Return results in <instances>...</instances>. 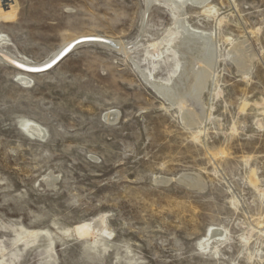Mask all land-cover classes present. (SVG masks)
<instances>
[{
	"label": "rangeland",
	"instance_id": "rangeland-1",
	"mask_svg": "<svg viewBox=\"0 0 264 264\" xmlns=\"http://www.w3.org/2000/svg\"><path fill=\"white\" fill-rule=\"evenodd\" d=\"M146 5L0 0L9 58L39 65L79 38L127 46L82 44L39 74L0 62L1 264H264V0H210L207 14ZM178 14L213 36L218 60L194 126L143 76L173 78V45L159 46V62L146 54L175 42ZM183 174L203 188L178 184ZM96 222L105 233L75 232ZM209 230L220 235L201 249ZM24 231L41 233L14 245Z\"/></svg>",
	"mask_w": 264,
	"mask_h": 264
},
{
	"label": "bare ground",
	"instance_id": "bare-ground-1",
	"mask_svg": "<svg viewBox=\"0 0 264 264\" xmlns=\"http://www.w3.org/2000/svg\"><path fill=\"white\" fill-rule=\"evenodd\" d=\"M188 1L190 2V4H192L197 8H203L206 14L210 13L213 10L212 6L210 7L208 5L210 0H177V1L161 0V3L167 6V8L171 7L174 10H182ZM152 2H157V0H146V4H147L146 6L149 7V5ZM170 11L172 10L170 9ZM174 19H175V26L177 31V39L175 40V42L171 41L170 38L167 39V41H162L160 43L156 42V44L151 46L154 50V54L151 52H147L146 54L147 57L151 58L152 63L159 62L157 60H159L160 55L162 54L158 52L159 46L164 42H166L167 46L173 45L174 47L171 46L168 49V52H170L176 59L173 78L169 80V82L167 83H161L153 80L150 71H148L147 75L143 74V76L147 80V83H149L152 86V88L157 92V94L162 96L167 102L170 103L169 105L177 106L180 109L182 120H184L188 126H194L200 124L204 116V111L199 101H200V96L202 95V93L206 88L208 79L214 76L213 75L214 67L218 61L216 58L217 57L216 47L214 40L212 38L213 36H206L205 34H203V32L192 29L183 20L184 18L183 19L180 18L179 14L175 16ZM111 43H113L114 49L122 52L127 51L126 50L127 46L123 45L122 43L114 42V41ZM231 52H232V56L235 57L234 62L236 66L240 69H243L246 63V55H245V50L243 49L241 44L233 46ZM54 56H52L49 60H47L44 63L46 64ZM11 59H14L25 66H29V67L36 66V64L25 63L15 58H11ZM0 62L5 63L7 65L9 64L10 66L13 67V63H11L12 61L9 60L8 56L3 51H0ZM41 65H43V63L39 64L38 66ZM21 81L27 82V78L22 77L20 78V82ZM186 103H188V108H189L188 110L186 109ZM187 115L190 117L188 118ZM105 118L107 121H112L117 118V114L114 112H108L105 115ZM23 126H29L32 131H35L36 134L35 136L40 137L39 128L33 125L32 123L28 121H24ZM180 176L184 177L186 180L192 183V185H188L190 187H203V184L200 180L202 178H199L195 174H183ZM75 232L80 236H85L95 233H105L104 230L98 227L97 222L94 224L85 223L79 225L75 228ZM214 232L215 231L213 230H209L207 232L206 236H204L201 242H199L198 244L199 248L206 249L208 247L210 239L214 236L220 235L219 232L218 233H214ZM40 233L41 232L24 231L21 234H17V237L14 240V245L22 243L24 246H28L35 241L36 237ZM45 235H47V233ZM26 237H29L28 240L25 239ZM29 239H31V241ZM48 252L50 254L54 253L52 248H49ZM2 261L0 260V264L2 263Z\"/></svg>",
	"mask_w": 264,
	"mask_h": 264
},
{
	"label": "water",
	"instance_id": "water-1",
	"mask_svg": "<svg viewBox=\"0 0 264 264\" xmlns=\"http://www.w3.org/2000/svg\"><path fill=\"white\" fill-rule=\"evenodd\" d=\"M187 3H190L189 1ZM86 43H99L105 46H108L109 48H113V43L108 42L106 40L103 39H99V38H79L77 40L72 41L69 44H66L50 61H48L46 64L43 63V65L41 66H34V67H29V66H25L19 62H17L14 59L9 58L10 61H12L11 63H13V67L28 73V74H39V73H43L46 72L50 69H52L54 66H56L65 56H67L75 47L82 45V44H86ZM170 180L167 179H162L160 180L158 183L162 184V185H166L168 183H170ZM176 182L178 184H182L185 186L188 185H192V183H190L188 180H186L184 177L180 176L179 178L176 179ZM190 187V186H188ZM192 189H202L203 187H190Z\"/></svg>",
	"mask_w": 264,
	"mask_h": 264
}]
</instances>
